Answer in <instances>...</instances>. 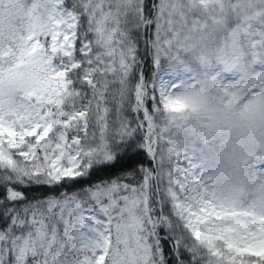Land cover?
<instances>
[{
	"label": "snow or ice",
	"instance_id": "obj_1",
	"mask_svg": "<svg viewBox=\"0 0 264 264\" xmlns=\"http://www.w3.org/2000/svg\"><path fill=\"white\" fill-rule=\"evenodd\" d=\"M257 84L264 0H0V264H264Z\"/></svg>",
	"mask_w": 264,
	"mask_h": 264
},
{
	"label": "rangeland",
	"instance_id": "obj_2",
	"mask_svg": "<svg viewBox=\"0 0 264 264\" xmlns=\"http://www.w3.org/2000/svg\"><path fill=\"white\" fill-rule=\"evenodd\" d=\"M264 87V85H260V84H257V88H262ZM260 95V92L257 91V92H251L250 95L246 96L245 98L241 99L238 104H237V108H240L242 105L244 104H247L249 102L250 99H252L253 97L255 96H258ZM262 111H264V109H261Z\"/></svg>",
	"mask_w": 264,
	"mask_h": 264
}]
</instances>
